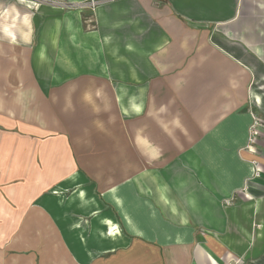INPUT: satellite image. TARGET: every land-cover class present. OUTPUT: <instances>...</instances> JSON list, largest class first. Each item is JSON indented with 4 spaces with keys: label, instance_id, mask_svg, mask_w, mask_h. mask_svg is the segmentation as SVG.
<instances>
[{
    "label": "crops",
    "instance_id": "obj_1",
    "mask_svg": "<svg viewBox=\"0 0 264 264\" xmlns=\"http://www.w3.org/2000/svg\"><path fill=\"white\" fill-rule=\"evenodd\" d=\"M81 1L36 0L41 44L32 67L95 70L80 72L86 79L79 82V100L84 91L92 94L89 74L110 76V82L95 78L93 138L90 124L80 119L79 129L86 131L79 138L90 137L89 145L79 139L85 155L95 154L81 165L97 172L102 199L125 231L161 246V259L151 257L155 246L134 249L144 256L140 264H264V130L253 142L247 139L250 111L264 122V0H109L94 10L79 9ZM33 19L28 10L0 0V49L7 43L17 52L30 44ZM155 74L163 77L147 81ZM135 80L142 85L134 87ZM72 89L69 84L66 93ZM7 105H0V166L8 161L6 137L14 133L6 130L7 121L20 110L15 102ZM24 121L50 128L37 118ZM124 124L126 135L119 133ZM155 133L180 156L170 185L159 167L171 149L152 141ZM21 154L37 156L38 146L22 147ZM30 176L29 183L38 181ZM6 185L0 180V229L10 225L13 234L35 212L48 222L56 218L33 204L38 190L32 184L30 202L21 207L6 201V190L28 187L26 179ZM85 198L94 210L84 212L80 200L65 212L93 217L96 233H105L99 201ZM130 255L121 263L136 264Z\"/></svg>",
    "mask_w": 264,
    "mask_h": 264
},
{
    "label": "rangeland",
    "instance_id": "obj_2",
    "mask_svg": "<svg viewBox=\"0 0 264 264\" xmlns=\"http://www.w3.org/2000/svg\"><path fill=\"white\" fill-rule=\"evenodd\" d=\"M4 1H12L19 7L28 10L32 19L36 16L40 6L36 0ZM32 28V41L30 44L23 45L22 50L16 52L7 43L5 48L0 49V70L6 72L5 75H1L0 101L1 104L3 101L5 104L7 103L9 108L15 102L20 109L19 116L23 119L18 116L7 121L6 130L14 131V133H11L12 137H6L5 145L9 150L6 155L8 161L3 165L4 167L0 166V180L3 181V184L12 185L18 184L20 179H26L28 187L14 185L8 188L7 185L5 186V189L8 188L6 201L12 198L16 200L14 202L17 205L21 204V207L30 202L31 196H33L30 195L32 184L33 192L38 190V196H34L32 199L33 204L39 205L47 212L49 211L54 215L52 217L56 218L48 222L46 216L44 217L41 213L43 217L39 215L38 217L35 212V217L31 220L30 214H28L23 220V229L21 226L13 234L10 233L14 230L10 225L0 229V264H123L121 262H125L123 259L127 258L128 253L131 254L130 259L134 258L136 264H140L144 256L140 252H135L134 255L133 251L136 248L142 251L144 245L155 246L151 257L163 258V256L161 257V246L155 241L144 242V240L131 236L125 231L114 208L102 199L101 184L94 178V173L97 174V172L90 165L88 167L81 165L85 161H89V157L94 159L95 154L85 155L87 149L79 139L84 141L83 138L86 135L89 137V134L85 133L79 138L81 133L86 131L79 129L80 119H84V121L86 119L87 124H90L93 138L96 131L92 125L95 123L97 114V101L94 96L95 78L102 77V81L110 82V76L89 74L86 83L88 82L87 84L92 89L94 98L92 99L90 91H84L86 98L92 100L83 97L82 100H79L78 85L79 82L86 79L85 74H80V72L92 73L95 70H39L37 67L33 69L32 62L35 61L36 50L41 44L38 42L39 28L34 19ZM17 70L21 73L20 75ZM162 77L163 74H155L147 78V81L151 82L153 78ZM9 82L15 92L8 89ZM138 82L135 80L134 87L142 85ZM69 84H72L73 89L66 93ZM18 87L22 91L28 92V98L24 100L19 98ZM69 93L70 99L68 98ZM133 93L140 95L137 88L134 89ZM100 102L101 100L97 104ZM35 111H37L36 114ZM32 118L35 120L37 118L41 126L46 125L50 128L38 127L36 129L31 121H24L32 120ZM119 119L125 122L122 116H119ZM81 127L83 128V126ZM126 131L125 126L123 131L119 130V133L126 135ZM140 132L142 133L143 130L141 129ZM151 134L153 131L150 132ZM150 138L155 143L160 141L162 147L171 149V145L164 135L155 133ZM3 140V138L0 139V145H4ZM84 142L89 145L90 137L89 143ZM35 146H38L37 156L31 157V155L21 154L22 147L31 148ZM172 151V149L169 151L167 160L159 167L161 173L167 175L165 180L169 185L173 165L175 162L178 163V157H180L175 155L174 151L172 154ZM139 160L141 161V158ZM63 163H66L65 168ZM95 163L99 164L100 161L97 160ZM30 174H33V178H37L38 181L29 183ZM64 179L69 180L68 184L65 183L66 186H64L65 184L61 185ZM111 179L110 176H107L106 182L110 183ZM170 188L173 189L171 186ZM85 197L99 201L102 210L100 213L103 215V222L108 226L106 232L109 237L106 232L101 233L100 230L96 233V222L93 217L72 212L77 208L80 200L81 209L84 212L94 210L91 201ZM70 200L71 203H69ZM69 208L72 211L65 212ZM50 224H52V228ZM113 224L119 231L118 234H115L116 236L111 234ZM63 231H67V233H63Z\"/></svg>",
    "mask_w": 264,
    "mask_h": 264
},
{
    "label": "built area",
    "instance_id": "obj_3",
    "mask_svg": "<svg viewBox=\"0 0 264 264\" xmlns=\"http://www.w3.org/2000/svg\"><path fill=\"white\" fill-rule=\"evenodd\" d=\"M109 1V0H83L78 3V8L79 9H90L94 10L98 5ZM62 8L67 7L66 3H61L60 4ZM250 116H251V122L248 127V135L247 139L248 142H253L258 135V133L261 130H264V122L258 117V115L254 111H250Z\"/></svg>",
    "mask_w": 264,
    "mask_h": 264
},
{
    "label": "bare ground",
    "instance_id": "obj_4",
    "mask_svg": "<svg viewBox=\"0 0 264 264\" xmlns=\"http://www.w3.org/2000/svg\"><path fill=\"white\" fill-rule=\"evenodd\" d=\"M19 86V85H18ZM18 96H19V98H21V99H25V98H28V92H25V91H22V89H20L19 87H18ZM29 93H31V92H29ZM32 94V93H31ZM0 103H1V101H0ZM23 109V108H22ZM85 139H86V141H89V137L86 135L85 136ZM114 227V228H113ZM119 233V231H118V229H117V227L115 226V224H113L112 225V228H111V234L113 235V236H116L115 234H118Z\"/></svg>",
    "mask_w": 264,
    "mask_h": 264
}]
</instances>
